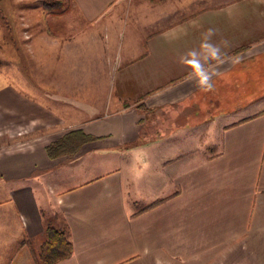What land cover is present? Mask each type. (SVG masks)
Wrapping results in <instances>:
<instances>
[{"label":"crops","instance_id":"obj_1","mask_svg":"<svg viewBox=\"0 0 264 264\" xmlns=\"http://www.w3.org/2000/svg\"><path fill=\"white\" fill-rule=\"evenodd\" d=\"M55 1L0 13V264H264V0Z\"/></svg>","mask_w":264,"mask_h":264},{"label":"trees","instance_id":"obj_2","mask_svg":"<svg viewBox=\"0 0 264 264\" xmlns=\"http://www.w3.org/2000/svg\"><path fill=\"white\" fill-rule=\"evenodd\" d=\"M93 138V136L86 134L80 129L70 130L49 143L45 147V151L51 158L65 154L74 155L79 151L83 143ZM72 250V244L63 230L46 225L44 239L38 253L34 255V259L37 264H52L70 256Z\"/></svg>","mask_w":264,"mask_h":264},{"label":"rangeland","instance_id":"obj_3","mask_svg":"<svg viewBox=\"0 0 264 264\" xmlns=\"http://www.w3.org/2000/svg\"><path fill=\"white\" fill-rule=\"evenodd\" d=\"M40 1L44 2V6H43L44 19H43V21L46 22V24H44V25L48 30H52L55 27L54 23L56 22L53 15L59 9V7L57 6L58 4H55V2H56L55 0H0V13H1V15L7 14L8 18H10V17L14 16V14H13L14 7L18 6L17 4L16 5L14 4L15 2L16 3H24V4L33 3L35 5L37 2H40ZM64 1L65 0H59V1H57V3L61 2L60 6H62ZM254 1H256V0H254ZM253 3L255 6L256 2H253ZM33 4H31V5H33ZM261 10L264 11V3L261 4ZM262 32H264V31H262ZM11 63H12V61H10V58H6L4 54H0V82L5 81V78L9 72L8 70H9V66ZM26 78L27 79L29 78L28 74H26Z\"/></svg>","mask_w":264,"mask_h":264},{"label":"clouds","instance_id":"obj_4","mask_svg":"<svg viewBox=\"0 0 264 264\" xmlns=\"http://www.w3.org/2000/svg\"><path fill=\"white\" fill-rule=\"evenodd\" d=\"M205 81H201V83H204Z\"/></svg>","mask_w":264,"mask_h":264}]
</instances>
